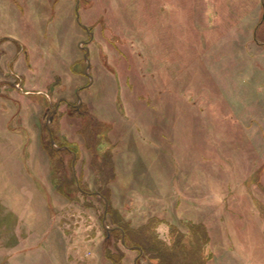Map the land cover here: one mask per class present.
Returning <instances> with one entry per match:
<instances>
[{
  "label": "rangeland",
  "instance_id": "obj_1",
  "mask_svg": "<svg viewBox=\"0 0 264 264\" xmlns=\"http://www.w3.org/2000/svg\"><path fill=\"white\" fill-rule=\"evenodd\" d=\"M75 6L0 0V264H264V0Z\"/></svg>",
  "mask_w": 264,
  "mask_h": 264
},
{
  "label": "water",
  "instance_id": "obj_2",
  "mask_svg": "<svg viewBox=\"0 0 264 264\" xmlns=\"http://www.w3.org/2000/svg\"><path fill=\"white\" fill-rule=\"evenodd\" d=\"M79 1L80 0H76V6H75V14H76V22L84 29L87 31V28L85 26H82L81 23H80V19H79V14H78V8H79ZM90 37H92L90 35ZM84 51H85V54H84V59L86 60V65H87V68L89 67V61L87 59L88 57V49L85 47L84 48ZM85 74L87 75V71L85 72ZM91 82V81H90ZM77 94V93H76ZM79 98V97H78ZM79 100V99H78ZM80 100H79V105H80ZM58 109V104L50 111V113L46 116V121H45V128H46V132L48 134V139H49V143H50V146H51V149L53 151H60V150H68L66 147H56L54 145V141H53V136H52V133H51V129H50V121H51V117L53 116V114L57 111ZM107 207H108V202L105 201V205H104V211H103V219H102V227L104 228V230H108L107 227H106V224H105V215H106V212H107ZM121 233L123 234V232L121 231ZM122 243H123V240H122Z\"/></svg>",
  "mask_w": 264,
  "mask_h": 264
},
{
  "label": "trees",
  "instance_id": "obj_3",
  "mask_svg": "<svg viewBox=\"0 0 264 264\" xmlns=\"http://www.w3.org/2000/svg\"><path fill=\"white\" fill-rule=\"evenodd\" d=\"M61 147V146H60ZM67 148V147H66ZM68 149V148H67ZM52 150V149H51ZM65 151H68V150H65ZM52 152H53V150H52ZM80 192H82V191H80ZM96 196H98V197H101V195L98 193V192H96V193H94Z\"/></svg>",
  "mask_w": 264,
  "mask_h": 264
}]
</instances>
